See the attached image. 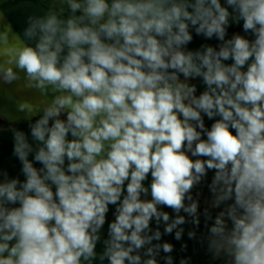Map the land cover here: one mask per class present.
<instances>
[{
  "label": "clouds",
  "instance_id": "clouds-1",
  "mask_svg": "<svg viewBox=\"0 0 264 264\" xmlns=\"http://www.w3.org/2000/svg\"><path fill=\"white\" fill-rule=\"evenodd\" d=\"M6 13L0 87L42 99L8 129L0 264H176L164 237L197 239L204 183L198 242L264 264V0H58L22 32Z\"/></svg>",
  "mask_w": 264,
  "mask_h": 264
},
{
  "label": "crops",
  "instance_id": "crops-1",
  "mask_svg": "<svg viewBox=\"0 0 264 264\" xmlns=\"http://www.w3.org/2000/svg\"><path fill=\"white\" fill-rule=\"evenodd\" d=\"M52 3H58V0H0V10H6L9 6H11V13H6V15L8 19L13 21L22 32L28 16L43 15L44 12L47 11V6ZM22 85L23 80L11 85L5 84L0 87V111L7 112L12 116L19 115L21 117V119H19L18 121L11 122L4 116H0V120L3 121L2 125L0 126V169L6 170L10 176L19 175L21 165L19 161L12 155V133L8 129L17 128L25 132L29 131L28 121L23 119L24 114L17 113L16 111V101L24 100L36 104L42 99V97H40L37 92H35L34 90L25 89L22 87ZM210 180L211 173H209L207 182L210 183ZM197 192L201 193V195L199 196V200L200 219L202 221L203 216L201 214V209L206 206L211 207V196L208 191L207 183H204L193 190L194 198H196ZM167 210L171 212L170 209ZM107 226L108 225L106 223L104 228L107 229ZM162 227L163 226H161V230ZM184 227L185 235L182 241H176L173 235L164 237L165 240L175 245V251L172 253V255L176 258V264H179V259L181 257H191V264H217V260H213V262H211L210 260H212L213 258H203L198 250L188 245L186 240L188 225L186 224ZM181 243L187 244V250L184 252L180 250ZM100 250H102V245H98V251Z\"/></svg>",
  "mask_w": 264,
  "mask_h": 264
},
{
  "label": "trees",
  "instance_id": "trees-1",
  "mask_svg": "<svg viewBox=\"0 0 264 264\" xmlns=\"http://www.w3.org/2000/svg\"><path fill=\"white\" fill-rule=\"evenodd\" d=\"M233 30H235V31H239L240 29H239L238 27L235 28V29H232V30H230V33H231V31H233ZM202 42H203V41H202L200 38H195L194 41H193V44L190 45V47H192V48H197V47H199L200 43H202ZM209 43H215V41H209ZM36 118H38V117H35L34 120H35ZM34 120H33V122H34ZM204 208H209V209H211V207H208V206L203 207V208L201 209V214H202V216H203V209H204ZM166 210H167V209H166ZM167 211H168V210H167ZM212 211H213V215H215V211H214V210H212ZM169 212H170V211H169ZM108 215H112V212H109ZM113 219H114V217H113ZM209 223H210V222H209ZM190 228H191V225H188V230H189ZM206 234H207V228L204 226V216H203V219H202V221H201L200 228L197 230V239H196V240H189L188 237H187L186 240H187L188 245H189L190 247H192V248L198 250V252L200 253V255H201L203 258H205V259H210V258H212V256H211V254L207 251V242L205 241V243H204L203 245H201V244L198 242L199 238L202 237V236H206ZM216 263H217V264H221V261H218V260H217Z\"/></svg>",
  "mask_w": 264,
  "mask_h": 264
},
{
  "label": "rangeland",
  "instance_id": "rangeland-1",
  "mask_svg": "<svg viewBox=\"0 0 264 264\" xmlns=\"http://www.w3.org/2000/svg\"><path fill=\"white\" fill-rule=\"evenodd\" d=\"M112 219H113V215H108V220L111 221ZM210 261L213 262V259Z\"/></svg>",
  "mask_w": 264,
  "mask_h": 264
},
{
  "label": "water",
  "instance_id": "water-1",
  "mask_svg": "<svg viewBox=\"0 0 264 264\" xmlns=\"http://www.w3.org/2000/svg\"><path fill=\"white\" fill-rule=\"evenodd\" d=\"M2 123H3V121H2V120H0V126L2 125Z\"/></svg>",
  "mask_w": 264,
  "mask_h": 264
}]
</instances>
